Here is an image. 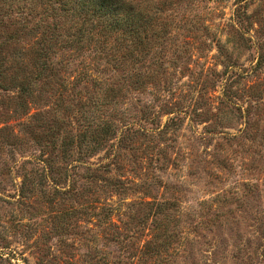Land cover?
<instances>
[{
  "label": "rangeland",
  "instance_id": "1",
  "mask_svg": "<svg viewBox=\"0 0 264 264\" xmlns=\"http://www.w3.org/2000/svg\"><path fill=\"white\" fill-rule=\"evenodd\" d=\"M167 1L134 53L57 52L26 117L0 90V264H264V0Z\"/></svg>",
  "mask_w": 264,
  "mask_h": 264
},
{
  "label": "trees",
  "instance_id": "2",
  "mask_svg": "<svg viewBox=\"0 0 264 264\" xmlns=\"http://www.w3.org/2000/svg\"><path fill=\"white\" fill-rule=\"evenodd\" d=\"M198 1L204 3L202 0ZM166 2L168 1L0 0V90L7 95L15 115L21 118L29 115L31 103L40 100V89L43 91L49 86L53 90L55 85L60 86L58 81L61 79V70L56 68L53 61L57 52L83 50L85 42L92 41L100 34L103 39H97V42L104 44L108 36L120 33L114 42L118 46L121 44L118 39L122 36H126L124 42L131 37L139 38V44L128 43L133 47L131 53H134L138 45L149 44L151 38L147 33L151 25L159 20L160 16L157 14L166 11ZM12 13L20 14L21 17L36 13L44 19L45 28L29 31L27 27L16 28L14 23L8 24L5 20ZM21 36L30 37L29 47L21 46ZM116 48L113 44L112 50L116 51ZM114 60L118 61V56ZM37 116L35 114L33 119ZM111 131L108 126L98 131V134L107 139ZM90 134L85 129L75 136L71 135V144L75 137L80 142L75 143L73 149L77 146L79 154L84 157L81 150ZM91 138L94 140L96 137L91 134ZM71 144L64 140L61 146L69 147Z\"/></svg>",
  "mask_w": 264,
  "mask_h": 264
},
{
  "label": "water",
  "instance_id": "3",
  "mask_svg": "<svg viewBox=\"0 0 264 264\" xmlns=\"http://www.w3.org/2000/svg\"><path fill=\"white\" fill-rule=\"evenodd\" d=\"M208 1H212V0H208Z\"/></svg>",
  "mask_w": 264,
  "mask_h": 264
}]
</instances>
